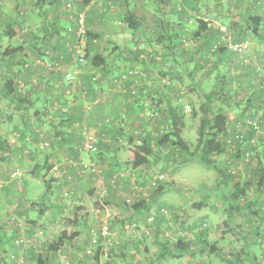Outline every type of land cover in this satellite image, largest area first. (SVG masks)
Here are the masks:
<instances>
[{
  "label": "crops",
  "instance_id": "0c3cea01",
  "mask_svg": "<svg viewBox=\"0 0 264 264\" xmlns=\"http://www.w3.org/2000/svg\"><path fill=\"white\" fill-rule=\"evenodd\" d=\"M68 1L0 0V258L6 260V264H16V258L5 256L17 251L14 237H32L39 232L44 249L37 253L31 246L24 251L23 257L28 264H66L57 260L59 253H66L70 264H102L101 251L105 249L111 258L103 264H151L153 261L184 264L188 257L196 260L194 263L205 264L206 255L176 253L175 244L170 243L169 233L164 229L168 227L165 224L167 216H155L151 223L145 220L149 210L153 212L162 205H173V187L162 183L160 195L157 193L158 196L151 200L148 211L134 207L138 199L132 188L134 184L144 185L149 178L147 173L159 164L162 166L169 156V150L163 147L151 165L146 161L135 164L136 155H143L141 144L146 131H154L165 124L161 118L157 123L147 120L144 113L148 108L143 105L147 106L148 100L154 99L164 105L165 96L172 100L170 86H164L160 78L167 74L165 69L171 68L164 67L168 63L163 64L162 60L176 61L177 55L181 57L182 54L184 60L191 57L186 47L180 50L176 47L182 46V39L185 41L193 36L201 24L192 16V0H89L85 3L71 0L73 12L85 14L88 54L90 59L100 61L98 65L90 61L86 65L76 64L67 54L68 42L73 39L76 26L73 13L65 8ZM200 10L204 12L202 7ZM252 12H257L262 19L259 35L243 31L247 28L243 18L238 23L242 28L234 30L232 40L239 36L254 42L255 53L259 55L250 58L253 64L232 60L231 51L221 50L215 55L216 62L212 59V66L204 67L207 72L215 67V77L221 72L225 80H236L238 87L231 88V99L227 91L229 86L224 89L229 101L224 102L227 109H221L230 128H234L244 114H264V53L257 50L264 45V6L261 4ZM211 14L208 11L201 17L196 16L203 19L205 25L188 41L194 45L191 50L200 51L203 57L220 30L215 21H211ZM7 23L14 31L13 37L5 33ZM18 44L23 45L21 53L3 54L5 49ZM43 59L58 61L59 67L50 69ZM132 67L145 75L135 78L126 75V87L139 92L137 98L121 93L120 85L113 81ZM67 72L73 74L72 81L66 80ZM8 79L23 80L28 90L25 98L6 95ZM219 98L220 95L216 102ZM86 132L95 137L97 149L94 151L84 149ZM248 137H254L255 144L247 141L236 148L227 145L225 159L229 164H240L248 148L253 147V167L243 162L251 169L248 176L253 175L251 171L264 174V139L251 131ZM91 162L99 166V174L89 168ZM238 169V174L246 172L241 165ZM14 170H21L19 178L11 176ZM225 171L217 168V178L224 182L221 175L226 176ZM232 181L234 184L244 182ZM67 193L69 197L65 196ZM73 213H81L78 222L70 224L76 235L62 241L52 251L47 245L58 238L68 216ZM207 217L220 219V230L224 229L221 225L224 222L230 234L253 237L252 242L241 240L244 247L238 252L245 253L248 244L257 245L260 252H264V217ZM108 219L120 222L123 227L127 222L142 219L149 230L142 232V236L152 245L150 258L140 260L133 233L128 234L121 228L115 230L113 238L111 236L117 245L105 242L100 235L95 244H90V230L94 228L99 234L101 222ZM256 220L263 225L255 224ZM24 223L26 234L22 232ZM188 235H192L191 231ZM115 247L119 250L114 251ZM163 247L170 254L163 256ZM90 253L93 256H89ZM38 254L41 255L39 259ZM30 258L35 260L30 262Z\"/></svg>",
  "mask_w": 264,
  "mask_h": 264
},
{
  "label": "rangeland",
  "instance_id": "374dc122",
  "mask_svg": "<svg viewBox=\"0 0 264 264\" xmlns=\"http://www.w3.org/2000/svg\"><path fill=\"white\" fill-rule=\"evenodd\" d=\"M261 4L264 6V0H199L197 3L195 2V0H192V6H193L192 16L196 19V21L197 19H199V17H201L202 14L204 15L208 11L211 12L212 13L210 17L212 19L211 21H215V26H217V28L220 29L222 25L226 26L225 33H222L221 31V33L224 34L223 35L224 37L221 38V42L218 44L217 47H214L213 50L209 49V53H208L209 55L207 54V52H205L206 53L205 57L201 55L200 51H196L195 53L193 50H191L192 49L191 46H194V45L189 43L190 42L189 39H192L193 36L187 37L185 38L186 40L183 42V45L182 46L178 45L176 49L180 50L186 47L187 54H188V50H190V54H191L190 58H187V60H184L185 55L182 54L181 57L177 55L176 61L172 59H165V58L162 60L163 64L168 63V65L164 64L163 65L164 67L171 68L170 70L165 69V72L167 71V74L161 75L160 78L163 81L162 84L165 81L169 82V84H167L166 86H169L170 84L173 85V83L176 84L178 88L177 91L174 90V87L172 85L168 87V89L171 92L172 99L175 97L177 93L179 94V96L181 93V98L180 100L179 99L176 100L177 102L175 103V105H177L178 108L181 105V110H182L183 104L189 103L193 109V111H191L189 114L187 115L183 114L184 117L181 120L182 124H181V130H180L181 138L187 145L189 149V154L190 152L193 151V148L197 141L198 126H199L200 117L202 115L200 105L204 101L203 94L206 92H209L213 88L218 89V95H220V98L217 102H216L217 99L214 100L213 106L215 109H220V110L227 109L226 104L224 102L229 101V99H231V95H232L231 88H233V85L235 87H238V85H236V80H232L231 82L225 80V75L222 74L221 72H219L217 74V77H215L214 76L215 67L214 68L212 67L208 72L204 70V67L206 66L211 67L212 66L211 60L213 59L214 62H216L215 55H217V53L219 52V48L223 47L225 43L229 44V42L232 41V35L236 27L235 24H238L240 20H242L243 18H246V15H248L249 12L254 11ZM201 7L203 8L204 12L200 10ZM196 16H199V17H196ZM187 43L189 45H187ZM243 43L246 44V47L240 51L238 50L233 51L232 49L228 48L229 51H231L230 56L232 60H237V59L242 60L243 61L242 64H251L252 61L250 60V58H253L255 55H259V54H256L254 50L256 45H254V42L252 40H243ZM199 46L201 50H204L201 44H199ZM257 50H260V52L264 53V45L260 47V49H257ZM169 61H171V63H169ZM228 86H229V89H227V91H229V95H230L229 99L226 98V95H224V92H225L224 89H226V87ZM27 91H28L27 88H25V92H26L25 94H27ZM149 101H150L149 104L151 105V108L158 110V112L162 114L160 110L163 105L159 101L156 102L155 99L149 100ZM147 108H148L147 110L151 112L149 109L150 107H147ZM158 108H160V110ZM148 111H146L144 115H147ZM244 117H250L253 120L258 121V122H260L261 120H264V114H261V113L257 114V112H253L252 114L251 113L244 114L240 119H243ZM147 122L148 124H150L149 121ZM262 128H263L262 132H256L252 128L247 127L245 129L246 138L247 139L251 138V137L249 138L248 135H249V132L252 130V133L255 134V136L256 135L260 136L263 139L264 138V124ZM252 138L255 144L256 141L254 137ZM248 151L250 152V157L248 159L246 157L245 160H243V162L250 164L252 168L254 164L253 156H255L254 155L255 150L253 149V147H251V148H248ZM186 154L188 153L184 154L182 152H177V151L175 154L171 153V155H169L168 158L165 159L166 162L162 163V166L159 164L158 168L154 170H150L149 173H147V174H150L153 172V173L163 174L162 180L158 181V185L160 183L170 184L173 187V192L175 195L174 197L175 202L173 203L172 206L167 204V205H162V207L158 209H154L153 211L154 213L151 212V210H149L148 212L149 214L148 215L145 214L146 216L145 220L151 223L155 216H159V215L167 216V218L169 219L167 220V222H165V224L167 223L168 227L164 229L167 230L169 233V235L167 236L170 240V243L175 242V238L177 237L176 235H178L177 230L178 232L179 231H183V232L191 231L192 238L191 237L189 238L191 240L194 237H196V235L194 236L195 232L192 231L195 228V226L197 224H202L203 222L207 223V225L205 226L202 225V228L206 229L207 240L209 242H213V241L217 242V244L219 245L218 248L220 250H223L224 256L219 255L217 252L208 253L206 249L205 252L201 253V255L203 256L206 255V257H204L205 264L207 263L208 264H264L263 263L264 252H260V249L257 247V245L255 246L252 244L250 246L249 252H251V255L248 257H245L246 254L243 253V251L242 253L238 252L240 251L241 247L242 248L244 247L241 243V240L244 242L243 239H246L247 240L246 243H248V242L253 241V237L252 238L251 237L242 238V236H235L237 234H233V233L230 234L229 232L230 230L227 228L224 222L221 224L224 226V229L220 230L221 226H219V223L222 221H220V219L210 220L207 217V216H246V214L251 211H257L258 213H260L261 211V213H264V186L260 185L259 187H256V183L260 177V173L257 171L256 172L251 171L253 175L248 176V171L251 170L250 167H246V164L244 165L243 162H241L240 164L239 163L237 164L227 163L225 159V153L219 154L214 159V163L210 166L203 165L198 160V158L195 157L196 155H193L192 158H188ZM256 160L257 158L255 159V161ZM239 165L242 166L243 171H246L244 172V174L242 173V175L238 174ZM217 168H221V170H225L226 168L231 170L230 172L231 181L229 183L226 182L228 181L227 180L228 178H226V176L224 175L223 176L221 175V177L225 178V182L223 181L222 178H217ZM18 172H19V175H16L14 178H19L21 176V170H18ZM245 178H249L251 181H253L255 186H253L252 188L249 187L245 196H241L238 201L231 202L229 198H230L231 193L233 192V185H234L232 180L236 179L238 181L240 179L241 182H243L244 181L243 179ZM1 186L2 185H0V192H1ZM65 196L69 197V194L67 193V195ZM204 197H207L208 201L205 204H201L200 201ZM255 199L256 201H259V202H255ZM252 216H258V215L252 214ZM168 221H171V222L168 223ZM103 223L109 224L110 232H111L109 239L104 240L105 242H110V243L117 245L118 242L115 241L114 239L112 240L114 234L117 233L115 232V230L116 229L119 230L120 228L123 230L125 229L128 231V234L132 232L135 237V240L133 241H134V244H138L137 245L138 250H139L138 256L140 260L145 259L144 261H147L148 258H150L149 251L152 249L151 247L152 245L148 243L149 246L147 247L148 244L146 241H148V238L142 236V232L144 231L146 232L149 230L147 228V224L145 225L142 219L139 221L136 220L135 222H131V223L127 222L126 227L125 226L123 227V224H120V222H115L109 219L103 220L101 224ZM62 224L64 225L65 222H62ZM255 224H258L260 226L263 225L261 221L259 222L258 220L255 221ZM22 226H23L22 232L25 233L24 231V228L26 227L25 223ZM92 232H95L94 237H96V241H97V239L99 238L98 236L100 234H98V232L94 228H92L89 233V236L91 235L90 239H92L93 237ZM174 233H176V235ZM38 235H39V232L34 234L32 237L19 235L21 239L23 240L29 239L30 242L24 244L23 246L15 245L14 247L17 248L18 253L17 251L9 253V254H12L16 258V264H25V261H26V264L29 263V261H27V259L25 260L23 256H24V251H26L31 246L34 248V251L37 253L41 251V248L44 249L43 248L44 240L40 239ZM257 238L258 237H256V239ZM90 239H89V242H90ZM95 243L90 242V244H95ZM142 249H145V250L143 251ZM115 250L118 251L119 249L115 247L114 251ZM79 252L81 253V251ZM101 253H102L101 259L103 260L101 262L103 264V262L109 260L111 256L110 254H107L108 249L101 251ZM9 254L5 256H7L10 259L11 257ZM61 255H63L64 257H62ZM56 256H57V260H61V262L62 261L64 262L65 260L67 262H64V263L70 264V259L67 258L66 253H59V254H56ZM78 256H81V255H78ZM89 256H93V254ZM184 256H188V254H184ZM243 257H245V259H243ZM189 258L191 259V257H188V259H185L184 262L186 263L184 264H199L198 262L194 263L196 260L194 259L190 260ZM230 258L232 259L230 260ZM33 259L35 260V258ZM33 259L30 258V262H33ZM2 260L4 261V264H6L7 261L4 259H1L0 261L2 262ZM156 262L153 261L151 264H159L158 261ZM35 263H32V264H35Z\"/></svg>",
  "mask_w": 264,
  "mask_h": 264
},
{
  "label": "trees",
  "instance_id": "16d2710c",
  "mask_svg": "<svg viewBox=\"0 0 264 264\" xmlns=\"http://www.w3.org/2000/svg\"><path fill=\"white\" fill-rule=\"evenodd\" d=\"M88 1L89 0H83L84 3ZM198 1L199 0H195L196 3ZM197 21L198 23H201V24H199L197 31L193 33V36L197 35L199 33V30L203 29L205 25V22L203 21V19L199 18L197 19ZM244 22H246V25H247V28H243L244 32H247L250 30L252 34L259 35V32L261 31V26H263V24H262V19L257 14V12L256 13L252 12L251 14L246 15ZM238 27L242 28L241 25L238 26L237 24L234 30H237ZM5 33L9 37H13L14 31L11 29L10 23H7V26L5 28ZM221 36H222V33L220 30H218V35L216 36V39L212 41V44L207 46V50H206L207 52L209 49L213 50L214 47L218 46V44L220 43L219 41H220ZM183 42H184V39L181 40L180 44L183 45ZM231 42L241 43L243 42V38L238 36L234 38ZM22 50H23V45L18 44L11 48L5 49L3 54H9V53L17 54V53H21ZM221 50L229 51L226 44H224L223 47L219 48V51ZM87 58H88V61L85 64H81V65H86L89 61L92 62L94 65L100 64V61H97L96 58L90 59L89 54H88V47H87ZM120 78L122 77H119L118 79ZM126 79L127 78L121 79V82L119 85H126V81H127ZM19 81H23V80L8 79L5 82V87L7 89L6 91L7 96L11 95L13 98H16V99L25 98L26 94H23L18 90ZM167 84L169 83H166V81L163 83L164 86H166ZM171 85L172 84H170L169 86ZM172 86L174 87V90L176 91L178 90L176 84L173 83ZM127 91L128 92L125 93L124 95L130 96L133 98H137L140 95L139 92L137 91H135V93L132 94L131 89ZM203 96H204V101L200 105L202 115L200 117L199 126H198L197 141L193 148V151L190 152V154H189V149L187 145L185 144V142L183 141L180 135L181 124H182L181 120L184 117L183 112L181 110V105L179 108L177 105H175V103L177 102L176 100L177 99L180 100L181 93H180V96L177 93L171 101L169 100V98L165 96L166 98L165 104L161 107V110L160 108H158L162 114H160L158 110L151 108L150 104H147V106L146 104H144L143 105L144 107H150L149 109L151 112L148 111V113L152 114V116L145 115V117L149 121H153L157 123V120L161 118V121H164L165 124H161V128L155 129L154 131L153 130L146 131L147 135L143 139L142 144H141V147L143 149V155L141 157L136 155L137 159H136L135 164L144 163L146 161L147 163H150L148 165H151L154 162V160L158 158L157 152L159 151V149L164 147L165 149L169 150L168 152L169 155H171V153L175 154L176 151L182 152L184 154L188 153L189 155L186 154L188 158H192L193 155H196L195 157H197L198 160L203 165L205 166L212 165L214 163V159L219 154L224 153L226 151L227 145L230 146V143L227 142V138H230L233 136L234 134L233 131H235V127L230 128V126L228 125L227 116L225 115V113L222 112L220 109H215L213 106L214 100L219 96L218 89L213 88L209 92L204 93ZM148 102L150 101L148 100ZM244 158H246V155L244 156ZM225 170H226L225 171L226 178H228L227 180L229 181L231 179L230 170L227 168ZM260 185L264 186V174H261L259 179L257 180L256 187H259ZM251 186L253 187L255 186V184L250 179L244 181L243 183H235L233 185V192L231 193L229 200L231 202L238 201L241 196H245L247 190L249 189L248 187H251ZM156 188H157L156 189L157 191L156 190H155L156 192L153 191L155 189L154 188L147 198L141 197L140 200L136 201L134 207L136 209H140V210L144 209L148 211L151 206V204H149L151 200L155 199L158 195H160L158 191L160 192L162 190V183H160ZM207 201H208V198L204 197L202 198L200 203L205 204ZM255 202H259V201H256L255 199ZM79 214L81 215V213ZM79 214L73 213V214H70V216H68L67 224L64 225V228L59 232L58 238H56V240H53L50 244L47 245L49 249L54 251L56 249V246L59 243H61L64 240L68 241L69 239H72L74 235H76V233L72 231V226H70V224L73 225L78 222L77 217ZM252 214L258 215L259 217L261 216L264 217V213H261V211L260 213H258L257 211H251L247 213L246 216L248 215L252 216ZM82 215H84V213H82ZM251 219H254V218H251ZM192 231L195 232L194 236L196 235V237H194L191 240L189 239L191 236L188 235V232H183V231L178 232V235L175 238V242H173L175 244L174 248L176 250V253H179V254L186 253V254H190L191 256V255H198V253L201 254L202 252H205V250L207 249L208 253L217 252L219 255L224 256L223 250H220L218 248L219 245L217 244V242H214V241L209 242L207 240L206 229L202 228L201 224H197ZM251 245L252 244H248L247 247L249 248ZM248 248L247 250H245V254H246V256L244 255L245 257H248L251 255V252H249ZM165 254H170V252L169 250H167V248L163 247L162 255L164 256ZM38 255H39L38 256V259H39L41 255L40 254ZM1 259L2 258H0V260ZM231 259L232 258H230V260ZM0 264H3V262Z\"/></svg>",
  "mask_w": 264,
  "mask_h": 264
},
{
  "label": "built area",
  "instance_id": "2783aa9c",
  "mask_svg": "<svg viewBox=\"0 0 264 264\" xmlns=\"http://www.w3.org/2000/svg\"><path fill=\"white\" fill-rule=\"evenodd\" d=\"M65 8L67 11H69L70 13L72 12V19L75 21V29H74V37L72 40H70L68 42V46H67V52H68V56L70 58V60L76 64H85L88 61L87 58V47H88V36H87V29L85 26V14L83 11H77V12H73V2L70 0L68 2L65 3ZM72 28H68V31H71ZM226 30V26L222 25L220 27V31H222V33H225ZM224 34H222L221 38L224 37ZM221 38L220 41L221 42ZM226 44V43H225ZM227 47L229 49L234 50H242L243 48L246 47V44L241 42V43H233V42H229V44H226ZM44 64L46 65V67L50 68V69H56L57 67H59V62L52 60V59H43ZM126 75L131 76V78H135V76H139L142 75L143 77L145 76L138 68L136 67H132L129 68L126 72L125 75H122L120 79L118 78H114L113 81L120 84L121 79H125ZM65 78L67 81H72L73 79V74L70 72H67L65 74ZM166 83H169L168 81H166ZM25 84L22 81L18 82V90L25 94ZM128 88L126 87V85H120V92L125 94L128 91ZM131 93L134 94L135 90L133 88H131ZM182 111L183 114L187 115L192 111V107L190 106L189 103H184L182 106ZM156 113V112H155ZM154 113V114H155ZM147 115L152 116V114L148 113ZM264 124V120H261L260 122L253 120L250 117H244L243 119H240L236 122L235 124V131H233V136L230 138H227V142L230 143L231 147H235L236 144L238 145H242L245 144L247 141H249L251 144H254L253 138L247 139L246 135H245V129L247 127L252 128L254 131L256 132H262L263 126ZM84 149L86 151H94L97 149L96 147V143H95V137L92 133L86 132L84 134ZM246 157L247 159L250 157V152L247 151L246 152ZM73 164V162H72ZM89 168L95 173V174H99L100 173V168L97 164L91 162L89 163ZM233 171V170H232ZM84 171H82L83 173ZM231 172V170H230ZM16 175H19L18 170H15L12 172L11 176L15 177ZM163 174H159V173H150L149 174V178L148 180L145 182L144 185H138V184H134L133 185V191L137 197L138 200H140L141 197H148L151 193V191L157 187L158 185V181L162 180ZM207 225V223L203 222L201 224V227ZM99 234L105 239L108 240L109 236H110V226L107 223H103L101 224L100 228H99ZM93 233V237L92 239H90L91 243H95L96 241V237H94L95 232ZM30 240L29 239H21V237L18 235L16 237H14L13 239V243L15 245H24L26 243H29ZM11 258H15L12 254H9ZM62 257H64L63 255H61ZM3 264L4 261L2 260ZM0 261V263H2ZM64 262H67L64 260Z\"/></svg>",
  "mask_w": 264,
  "mask_h": 264
}]
</instances>
